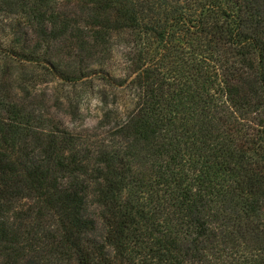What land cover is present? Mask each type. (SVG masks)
Instances as JSON below:
<instances>
[{
    "label": "trees",
    "instance_id": "trees-1",
    "mask_svg": "<svg viewBox=\"0 0 264 264\" xmlns=\"http://www.w3.org/2000/svg\"><path fill=\"white\" fill-rule=\"evenodd\" d=\"M0 264H264V0H0Z\"/></svg>",
    "mask_w": 264,
    "mask_h": 264
},
{
    "label": "rangeland",
    "instance_id": "rangeland-1",
    "mask_svg": "<svg viewBox=\"0 0 264 264\" xmlns=\"http://www.w3.org/2000/svg\"><path fill=\"white\" fill-rule=\"evenodd\" d=\"M48 88L50 95H57V86L50 85ZM49 110L57 115V117L63 121L65 126L76 133H84L87 129L95 127L99 122V106L95 99L86 100L83 110L80 115H76L74 111L68 106L59 105L56 102V98H53L49 104Z\"/></svg>",
    "mask_w": 264,
    "mask_h": 264
}]
</instances>
